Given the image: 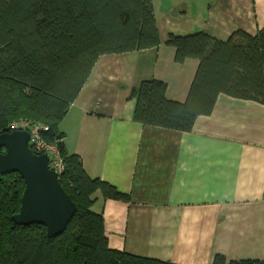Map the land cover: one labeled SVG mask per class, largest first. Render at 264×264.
I'll return each instance as SVG.
<instances>
[{
    "label": "crops",
    "instance_id": "0c3cea01",
    "mask_svg": "<svg viewBox=\"0 0 264 264\" xmlns=\"http://www.w3.org/2000/svg\"><path fill=\"white\" fill-rule=\"evenodd\" d=\"M151 1L159 44L99 56L58 125L64 151L128 196L95 194L110 248L172 264H212L216 254L264 261V105L219 94L181 132L136 122L130 98L157 79L167 99L184 102L198 60L177 63L168 34L255 35L264 0Z\"/></svg>",
    "mask_w": 264,
    "mask_h": 264
},
{
    "label": "trees",
    "instance_id": "16d2710c",
    "mask_svg": "<svg viewBox=\"0 0 264 264\" xmlns=\"http://www.w3.org/2000/svg\"><path fill=\"white\" fill-rule=\"evenodd\" d=\"M159 35L151 0H0V133L18 121L49 126L64 169L58 179L76 204L66 229L49 237L43 225H18L25 188L16 173L0 174V264H172L110 248L104 218L91 207L105 198L128 196L91 177L80 157L67 154L58 125L89 77L99 56L156 47ZM174 60H198L184 102L166 97V83L142 80L133 88V119L144 125L189 132L198 116L212 112L219 94L264 105V28L255 35L235 31L225 40L198 31L169 33ZM4 149H0V152ZM212 264H264L263 260Z\"/></svg>",
    "mask_w": 264,
    "mask_h": 264
},
{
    "label": "water",
    "instance_id": "95a60500",
    "mask_svg": "<svg viewBox=\"0 0 264 264\" xmlns=\"http://www.w3.org/2000/svg\"><path fill=\"white\" fill-rule=\"evenodd\" d=\"M25 129L0 133V174L18 173L25 184L19 211L12 216L18 225L39 224L51 238L60 235L76 211L58 179L49 168L48 156L36 154L28 146Z\"/></svg>",
    "mask_w": 264,
    "mask_h": 264
},
{
    "label": "built area",
    "instance_id": "2783aa9c",
    "mask_svg": "<svg viewBox=\"0 0 264 264\" xmlns=\"http://www.w3.org/2000/svg\"><path fill=\"white\" fill-rule=\"evenodd\" d=\"M11 129L28 130L30 134L28 146L30 149L36 154H46L48 156L49 168L55 170L58 175L62 172L64 165L57 141H47L43 136L49 130L48 125L41 122L29 123L22 120L13 122Z\"/></svg>",
    "mask_w": 264,
    "mask_h": 264
}]
</instances>
